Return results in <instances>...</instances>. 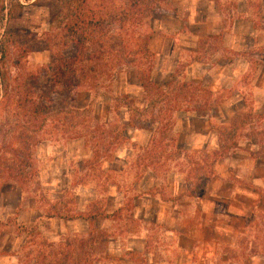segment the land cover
I'll use <instances>...</instances> for the list:
<instances>
[{
    "label": "rangeland",
    "instance_id": "rangeland-1",
    "mask_svg": "<svg viewBox=\"0 0 264 264\" xmlns=\"http://www.w3.org/2000/svg\"><path fill=\"white\" fill-rule=\"evenodd\" d=\"M70 1L32 0L24 3L17 0L22 6L19 8L15 1L0 0V9L4 8L5 18L9 3L13 4V19L6 18L0 27V45L4 53L3 64L0 66L2 73L5 74L4 83L0 86V264L18 263L17 255L25 242V236L18 237L20 232L29 233L28 243L22 252L23 260L27 259V262L32 261L35 251L40 248L42 250L45 244L57 245L69 237V234L74 235L73 226L66 225L60 220L47 219L46 215L57 214L61 217L73 215L76 196H79V204L95 199L89 204L93 206L95 212L107 204L114 206L115 203L111 204V199L108 201V196L104 197L108 185L116 183L119 189H127L130 182V178L120 175L122 164L114 162V157L123 149L133 151L135 155L141 153L130 141V134L138 128H126L128 143H122L120 147L109 144L121 139L129 115L135 116L138 120L136 126H142L148 124L153 114L162 106L159 104L153 107L150 113L144 112L146 106L144 93L136 81L134 67L127 63L123 67H116L113 81L88 83L75 96L52 95L47 112L36 122H27L21 116L17 95L21 92L25 98L27 92L29 95L26 99L34 100L45 90L44 72L53 53H58L59 50L53 37L59 31L55 24L52 27L50 25L51 10L63 11V8L66 9L70 5ZM97 1L94 0V4H98ZM120 1L114 0L115 6L120 4ZM219 4L222 5L221 8H225L221 10L228 26L231 22L230 15L227 14L231 11L230 0H220ZM173 5L172 0L161 2L160 14L147 21L154 35L171 39L168 45L164 44L158 56L151 50L150 44L148 45L149 51L155 55L152 80L157 86L165 90L169 76L174 70L176 82L183 83V74L190 61H197L200 64L211 63L213 68H207L210 69L208 72H223L227 75L230 70L228 66L225 67L224 63L216 66L218 56L223 55L218 54V51L223 49L226 50V58L229 61L238 57L244 63L254 62L253 72L261 69L259 63L254 61L257 55H262L258 47L252 48L249 53L239 49L229 54V39L201 40L200 53L184 58L182 42L176 41L173 37L184 16L177 15L176 19L172 14ZM179 8L182 11L181 7ZM168 26L174 27L172 31L165 30ZM122 47L120 57L125 62L128 57L123 53L128 52H125L127 45L124 44ZM169 98L172 97L169 95ZM219 101L222 109L208 115L211 126L228 123L235 113L249 112L254 116L250 129L258 134L264 132V115L261 114L259 120L256 118L258 111L254 110L253 102L249 106L250 110L243 111L237 109L238 106H231L229 94L222 93L211 100L216 104L220 103ZM155 102L153 98V103ZM246 103H249L248 99ZM241 107L239 105L238 108ZM178 126L174 123L169 131L162 135V140L159 139L158 133L161 132L159 128L156 126L150 128L155 132L151 146H155L156 152L168 156L167 161L159 168L158 174L165 181L169 180L172 174L182 180L192 179L194 182L197 179L201 180L202 176H207L210 172L211 166L205 164L204 158L211 160L217 151V134L210 126L212 137L206 138L205 141L197 140L192 148H188L189 152L182 155L178 150L173 151V144L169 143L175 136L174 130L179 128ZM157 141H160L158 145ZM244 141L239 140V145ZM247 147L241 144L242 150H247L249 148ZM171 151L174 153H169ZM253 152L264 157L263 148L258 149L255 146ZM19 161L22 163L19 164ZM9 166L28 174L23 183L22 193L15 183L1 174L2 170ZM182 170L183 175L176 174ZM186 172L188 174H185ZM97 202L99 203L96 205ZM121 215L128 216L129 211ZM77 230H80V227ZM107 230L110 233L106 231L108 235L118 231Z\"/></svg>",
    "mask_w": 264,
    "mask_h": 264
},
{
    "label": "crops",
    "instance_id": "crops-1",
    "mask_svg": "<svg viewBox=\"0 0 264 264\" xmlns=\"http://www.w3.org/2000/svg\"><path fill=\"white\" fill-rule=\"evenodd\" d=\"M172 2L173 16L176 19L177 15L184 16L173 34L176 41L182 42L184 58L199 54V42L212 38L229 39V54L239 49L249 53L257 47L262 52L254 60L261 67L258 72H253L254 62L244 63L238 57L229 61L224 49L218 51L224 56H218L216 66L221 63L228 66L227 75L208 72L210 69L207 68H213L211 63L190 61L183 74V83L201 85L212 98L229 94L231 106L241 105L237 109L243 111L250 110L253 102L258 115H264V0L230 1L231 11L227 14L231 22L228 26L221 10L225 8H221L219 1ZM172 28L168 26L165 30L172 31ZM170 40L152 32L151 50L158 56ZM173 78L177 81L175 70L169 76L167 87ZM167 87L161 88L162 91L167 92ZM191 104L190 107L200 105ZM221 105V102H211L212 112L221 110ZM208 115L209 112H196L175 116L179 128L174 130L176 134L169 141L173 151L185 155L197 140L212 137ZM130 135V141L141 153L135 155L133 151L121 149L123 153L120 151L114 157V162L122 164L120 175L130 178L128 188L119 189L118 184H109L104 197L108 196V201L111 199V204H115L101 206L100 210L107 214L129 211V215H121L119 219H98L94 223L97 230L108 233L107 229L118 230L109 235L103 258L96 264H264V159L253 152L255 146L246 140L242 142L249 148L242 150L240 144L238 149L216 161L207 179L204 175L194 182L172 174L165 181L158 170L168 156L156 151L150 154L151 130L136 129ZM149 156L153 158V168L145 167V158ZM182 172L176 174L183 175ZM78 198H75L73 215L95 212L89 205L95 199L79 204ZM127 204L128 208L125 207ZM68 217L51 219L74 227V235H66L65 239L86 236L89 225L80 220H67Z\"/></svg>",
    "mask_w": 264,
    "mask_h": 264
},
{
    "label": "trees",
    "instance_id": "trees-1",
    "mask_svg": "<svg viewBox=\"0 0 264 264\" xmlns=\"http://www.w3.org/2000/svg\"><path fill=\"white\" fill-rule=\"evenodd\" d=\"M12 1H15L19 8L22 7L17 0ZM21 1L26 3L32 0ZM165 1L167 0H121V3L115 6L114 0H98V4H94V0H75V2L71 0L70 5L72 7L69 5L66 9L63 8V11L52 9L50 25L52 27L55 24L59 31L53 36L55 45L58 46L59 50L58 53H53L44 72V76H46L45 90L37 95L34 100L26 99L29 95L27 92H25V98L22 97L21 92L17 95L21 116L27 122H36L47 112V105H49L52 95L75 96L88 83L113 81L116 67H123L127 63L134 67L136 81L144 93L146 102L144 112L150 113L153 107L159 104L162 106L156 114H153L149 123L142 126H136L138 120L135 116L129 115L126 124H124L121 139L116 143L111 142L109 146L120 147L122 143H128L125 135L126 128L150 130L156 126L161 131L158 134L159 139L162 140V135L168 132L175 123L176 115L212 112V95L204 90L201 85L177 83L176 79L173 78L168 84L167 92H163L152 80L155 55L148 48L152 32L147 21L160 14V4ZM12 7L13 4L10 2L6 10L7 19H13ZM4 11V8L0 9V27L6 19L3 15ZM124 44L127 45L125 52H128L123 53V55H127L130 62L128 60L124 62L123 58L121 59L122 48L124 47L122 45ZM1 46L0 65L3 64L4 60ZM4 80L5 74L2 73L0 66V86ZM169 95L172 98H169ZM153 98H155V103H153ZM125 99L130 100L129 98ZM191 103H200V105L190 107L189 104ZM253 117L249 112H246L233 116L226 124L211 126L217 134L218 145L211 160L204 158L205 164L212 166L231 150L238 149L239 140H246L249 144L264 150V132L258 134L250 129ZM261 117L256 115L258 120ZM151 132L152 145L155 132ZM159 142H156L157 145ZM151 147L150 154L154 153L156 149L154 145ZM14 154L16 153L14 152ZM152 159L150 156L145 158V167L153 168ZM20 163L22 162L19 161ZM1 174H4L7 180L15 183L21 193L23 192V183L27 179V173L24 174L14 166H9L5 167ZM210 174L211 172L208 173L206 179ZM125 207L128 208V204ZM121 212L122 210H117L112 214H107L104 211H98L88 215L74 214L69 216L67 220H80L89 225L87 235L85 237L67 238L57 245L45 244L42 250L40 248V250L35 251L30 262H27V259L23 260L22 256V252L28 243L29 233L20 232L18 237L25 236V242L18 252L17 264H96L103 258L109 235L106 231L97 230L94 223L98 219H119ZM55 217L59 216L56 214L46 215L47 219Z\"/></svg>",
    "mask_w": 264,
    "mask_h": 264
}]
</instances>
